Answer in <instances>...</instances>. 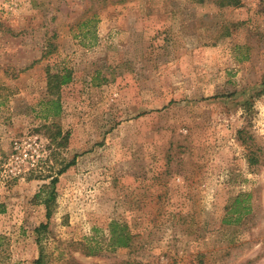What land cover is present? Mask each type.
I'll return each instance as SVG.
<instances>
[{
  "label": "rangeland",
  "instance_id": "obj_1",
  "mask_svg": "<svg viewBox=\"0 0 264 264\" xmlns=\"http://www.w3.org/2000/svg\"><path fill=\"white\" fill-rule=\"evenodd\" d=\"M221 2L0 0V264H264V0Z\"/></svg>",
  "mask_w": 264,
  "mask_h": 264
},
{
  "label": "trees",
  "instance_id": "obj_2",
  "mask_svg": "<svg viewBox=\"0 0 264 264\" xmlns=\"http://www.w3.org/2000/svg\"><path fill=\"white\" fill-rule=\"evenodd\" d=\"M238 2H239V0H222L221 3L229 5V4H237ZM70 79H71V77H70L69 73H65L63 75L59 74V73L51 74V75L49 74L48 84L51 88L57 87L60 84L68 82ZM44 104L47 106V110H48L46 112V116L50 113V111H51L50 108L53 109V111H51V112L54 115H58L61 111V104L57 100H47ZM61 171H64V169H61ZM54 182H55V179L52 180L51 184L53 185ZM51 196L52 195L50 194L48 196V198L45 200L48 201V199ZM46 206H47V208L49 207L48 203ZM118 227H120V224L118 223V221L113 220L109 224L111 244L120 245V246H128L130 244L129 241L131 240V234L127 230H125V226H123V227L121 226L120 230L118 229ZM89 250L91 251V247H89ZM90 251H87V252L90 253ZM35 264H44L43 255H40L35 260Z\"/></svg>",
  "mask_w": 264,
  "mask_h": 264
}]
</instances>
